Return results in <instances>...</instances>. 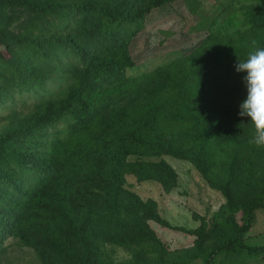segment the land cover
I'll list each match as a JSON object with an SVG mask.
<instances>
[{"label": "trees", "instance_id": "1", "mask_svg": "<svg viewBox=\"0 0 264 264\" xmlns=\"http://www.w3.org/2000/svg\"><path fill=\"white\" fill-rule=\"evenodd\" d=\"M196 0H0V245L31 247L41 264H107L102 245L139 243L132 260L167 251L145 225L152 200L123 176L176 185L168 155L193 164L224 202L201 220L193 257L262 256L244 235L264 210V147L248 141L246 97L235 71L251 42L264 47V0L239 4L242 24L209 31L168 63L128 74L131 40L153 16ZM170 17V16H169ZM209 49V51H208ZM30 96L22 113L15 101ZM174 258L160 264H187Z\"/></svg>", "mask_w": 264, "mask_h": 264}, {"label": "rangeland", "instance_id": "2", "mask_svg": "<svg viewBox=\"0 0 264 264\" xmlns=\"http://www.w3.org/2000/svg\"><path fill=\"white\" fill-rule=\"evenodd\" d=\"M248 1L252 0H196L193 12L186 10L180 1L175 6L182 16L158 14L151 17L146 30L143 29L130 42L129 51L135 64L128 74L147 72L172 61L209 31L231 33L242 24L237 10L239 4ZM32 102V97L23 95L15 101L13 109L25 113ZM8 111L9 108L0 107V128L7 122L5 115ZM144 159L165 161L175 172L176 185L166 191L154 179H138L136 175L127 173L123 176L122 186L142 201L149 199L154 202L156 214L166 225L154 220H145L144 223L167 254L162 261L154 255L132 260L131 255L140 242L128 240L115 244L103 243V259L107 264H160L174 258H190L187 264H202L200 258L193 257L196 249L192 231L200 225L201 220L209 224L211 215L224 202L223 197L205 184L196 167L187 160L168 155ZM244 243L255 246L264 244V210L254 212L253 223L244 235ZM0 264L41 262L31 247L8 237L0 245ZM210 264H264V254L243 257H223V254H218Z\"/></svg>", "mask_w": 264, "mask_h": 264}, {"label": "clouds", "instance_id": "3", "mask_svg": "<svg viewBox=\"0 0 264 264\" xmlns=\"http://www.w3.org/2000/svg\"><path fill=\"white\" fill-rule=\"evenodd\" d=\"M235 71L245 73L242 79L246 97L239 104L238 115L247 117L252 126L248 142L264 147V47H257V41L253 40L246 58L235 64Z\"/></svg>", "mask_w": 264, "mask_h": 264}]
</instances>
